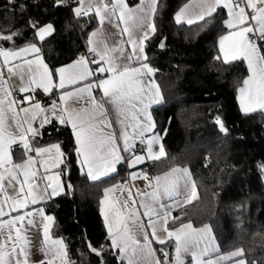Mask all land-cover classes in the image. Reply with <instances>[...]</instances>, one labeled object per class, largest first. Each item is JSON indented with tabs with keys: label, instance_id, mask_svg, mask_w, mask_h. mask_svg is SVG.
<instances>
[{
	"label": "snow or ice",
	"instance_id": "snow-or-ice-1",
	"mask_svg": "<svg viewBox=\"0 0 264 264\" xmlns=\"http://www.w3.org/2000/svg\"><path fill=\"white\" fill-rule=\"evenodd\" d=\"M9 3H13V0H9ZM77 3L80 5L75 8L77 17L88 15L94 9L101 25L107 22L119 29V35L127 34V44L132 46V53L126 52L124 41L116 42L103 27L93 31L89 36L88 44L91 46L89 51L93 54L91 61L82 55L74 63L55 70L49 69L44 63L40 56L41 49L34 42L18 50L15 48L5 50L0 47L3 64L8 65L7 80L0 68V264H33L30 261L31 240L28 231L36 227V216L41 217L45 245L41 250L47 259L34 264H54L57 259L60 264H70L63 240L50 237L54 217L45 215L43 209L35 213L23 211L21 214V210L28 209L30 204L34 205L41 200L61 195L65 187L61 179L63 169H60L66 162L65 153L58 142L46 147H33L40 135L39 128L55 121L70 124L75 138L74 151L80 158L81 166L87 167V175L92 180H99L115 172L116 165L123 160L117 145L116 133L106 131L112 127V122L107 119L105 103L112 106L116 122L125 129L131 126L134 129V136L141 140L145 132L156 127L149 108L152 103H159L161 97L158 87L146 80L155 69L146 62L144 42L149 38L150 32L152 34L156 32L152 17L157 11L158 0H140L136 7H130L126 0H77ZM219 7L228 10L230 18L225 23L231 30L219 39L223 62L228 64L238 60L246 61L250 73L239 88L240 107L245 113L264 110V0H191L190 4H186L177 13L175 19L177 23L185 19L189 24L196 23L205 20V17H212ZM246 9L250 10L251 14ZM30 25L36 30L34 36L40 41H44L45 37L54 31L52 24L40 26L38 22L30 21ZM18 35L20 33L15 32L0 36V39L11 40L13 36ZM160 47H164V44L161 43ZM31 53L36 54L34 59H23ZM133 55L140 66H133L131 63ZM216 58L221 59L220 56ZM21 59L22 63H11ZM90 63L95 65L96 73H108L109 78L97 76L96 82H90L75 91L64 92L60 96L62 107L53 101L49 108L36 100L35 94L38 90L51 94L55 88L64 90L67 85H78L82 81H88L94 75ZM13 77L17 78L18 84L9 82ZM94 87L102 90L103 97L106 98L103 102L98 103L93 96ZM153 88H156L155 93ZM13 92L27 95L18 101ZM85 95L90 101V107L77 109L69 105L70 100L75 98L78 101L85 98ZM25 103L28 106H23ZM37 119L40 120L39 128L34 127ZM217 123L221 130H225L222 121L217 119ZM137 129L138 131H135ZM120 139L123 140L125 152L134 148V138H130L127 131L121 132ZM159 139L158 135H154L148 140V159L160 160L166 155L162 144L158 153L153 151L152 146ZM13 145H19L22 149L20 162L13 160ZM144 162L143 155H136L131 166ZM41 167L44 169V175L39 174ZM261 167L264 170V165ZM53 168L60 170L47 175ZM136 178L134 174L133 179ZM142 178L148 180L147 174H143ZM154 180L155 185L151 182L148 185L154 187V191L140 193L137 190V195L141 196L139 208L144 209L143 215L149 219L148 228L151 229L152 239L159 244L174 239V264H184V254H190L195 264H217L211 259H202L208 254L214 241L209 225L195 228L192 223H182L174 230H170L168 228L170 212L156 210L165 208L161 202L163 198L171 199L180 195L182 180L187 187L191 182L188 170L174 167L171 171L154 177ZM41 181H46L43 187ZM115 190L106 189L104 200L101 201L102 204L108 205L107 209H102V213L112 247L118 249L122 254L121 258H126L128 264H170L169 253L163 249L161 250L163 261L155 257L149 233L139 218L137 201L131 190H128V196L124 200L109 204V195ZM145 196L149 200H145ZM194 198L196 188L192 183L191 193L185 202L190 203ZM12 212L18 214L12 216ZM5 216L9 218L4 219ZM176 219L179 218L174 217L173 221ZM157 222L160 223V231L165 233L164 236L158 234ZM138 234L142 236V240ZM89 247L96 255L101 254L90 244ZM242 255L241 249L231 252L222 259ZM149 257L152 259L149 260ZM238 264H245V261L240 260Z\"/></svg>",
	"mask_w": 264,
	"mask_h": 264
},
{
	"label": "trees",
	"instance_id": "trees-1",
	"mask_svg": "<svg viewBox=\"0 0 264 264\" xmlns=\"http://www.w3.org/2000/svg\"><path fill=\"white\" fill-rule=\"evenodd\" d=\"M8 1L0 0V36L20 35L0 39V46L13 49L35 42L52 70L82 54V41L96 25L91 15L74 21L77 0H69L70 6L63 0H35L3 8ZM187 1L158 0L156 32L144 43L146 62L155 69L162 96L151 108L154 131L166 153L154 160L149 173L187 166L195 182L197 198L173 211L170 230L187 221L207 224L221 252L240 248L245 264H264V113H242L238 107L237 88L247 74L244 62L225 64L216 58L225 9L219 7L212 17L196 23L175 22L174 13ZM126 2L132 6L138 0ZM30 21L51 23L54 31L40 41ZM36 140L37 145L58 142L65 153L60 168L64 191L44 208L54 217L51 234L64 240L70 264H125L111 245L99 211L103 189L124 176L122 164L117 173L90 180L79 165L70 127L59 121L41 128ZM18 150H13L15 159ZM89 244L101 254L93 253ZM174 244L171 239L156 245L159 252L169 253L170 264Z\"/></svg>",
	"mask_w": 264,
	"mask_h": 264
},
{
	"label": "crops",
	"instance_id": "crops-1",
	"mask_svg": "<svg viewBox=\"0 0 264 264\" xmlns=\"http://www.w3.org/2000/svg\"><path fill=\"white\" fill-rule=\"evenodd\" d=\"M190 3H191V0H188L187 2H185V3H184V4H183V5H182V6H181V7H180V8L174 13V15H173V19H174L175 22H176L175 17H176V15H177V13H178V12H179V11H180V10L186 5V4H190ZM139 4H140V0H138L137 4L132 5V6L129 5V6H130V7H136V6H138ZM79 6H80V5L78 4L77 7H79ZM224 9H225V8H224ZM246 11H248L249 14H251V13H250V10L246 9ZM225 12H226V17H225V20H224V31L222 32V34H221V35L218 37V39H217V46H218V51H219V55H220L221 59H223V57H222V54L220 53L219 39H220L221 36H223V35H227V34L229 33V31H231V30L227 27V25H226V23H225V22L230 18V17L228 16V10L225 9ZM88 15H91L92 17H94V18L96 19V25H95V26L89 31V33H88V35H87V37H86L85 42L82 41V43L84 44V47L87 48V52H88V53L78 55V56H77L76 58H74L73 60H71V61H69V62H67V63L61 64V65L57 66L55 69H59V68H61V67H64V66H67V65H70V64L74 63V62H75L80 56H82V55L85 56L89 61H91V60H92L91 57L93 56V54L89 51V48H90L91 46L88 44V39H89L90 34H91L93 31H96V30L100 29L101 27H103L104 30H105L106 32L110 33V34L112 35V39L115 40L116 42L119 43L120 41H124V42H125V43H124V47H125L126 52L129 53V54L132 53V46H131L130 44H127V34L119 35V34H118V33H119V29L116 28V27H114V26H112V25H109L107 22H106L104 25H101V24L99 23V17L95 16V11H94V9H93V11L90 12ZM88 15H83V16H88ZM113 20L115 21V18H113ZM152 22H153V17H152ZM181 23L189 24V23H187V20H186V19H185L184 21H182ZM47 24H51V23H45V24H43V25H41V26H46ZM121 27H122V25H121ZM35 31H36V30H35ZM151 34H152V33L150 32L149 36H150ZM48 36H49V35H48ZM46 37H47V36H46ZM35 38L39 40L38 37H35ZM29 43H30V42H29ZM34 43H35V42H34ZM144 43H145V42H144ZM27 44H28V43H26V44H24V45H22V46H20V47H17V48H15V49L18 50L19 48L24 47V46H26ZM0 47H1V46H0ZM2 48L5 49V50H9V49H10V48H7V47H2ZM13 49H14V48H13ZM144 52H145V47H144ZM145 54H146V53H145ZM35 56H36V54L31 53V54H28L27 56H25L23 59H34ZM40 56H41V54H40ZM41 57H42V56H41ZM42 58H43V57H42ZM97 59H98V58H97ZM43 61H44L45 64H47V62H46L44 59H43ZM242 61H243V60H242ZM22 62H23V60L21 59V60H14V61H12L11 63H12V64H19V63H22ZM243 62H244V64H245V66H246V70H247V74H246V76H245V78H244V79H246L250 73L248 72V69H247V62H246V61H243ZM131 63L133 64V66H137V67L140 66L139 63H137L136 58H135L134 55H133V60L131 61ZM47 65H48V64H47ZM48 67H49V69H51L49 65H48ZM90 67L93 69L94 75H93L92 77H90L88 81H82V82H80L78 85H67L66 88H65L64 90H60L59 88H55V89H53V92H52L50 95H52V96L54 97V100L49 101V102H41L42 106H47V107L50 108L51 105H52V103H53V101H55V102L57 103L58 106H61V107H62L63 104H62V102L60 101V96H61L64 92H66V91H69V92H70V91H75L76 89H78V88H80V87H84L86 84H88V83H90V82H96L97 76H99L100 78H109L110 74H108V73H105V74H99V73H96V72H95V65H94V64H91V63H90ZM0 68H2L3 73H4V78L7 80V79H8V72H7L8 65H4V64H3V57H0ZM244 79H243V80H244ZM146 80H147V82H149L150 84H155V85L158 87V84H157V82L155 81V78H154V75H153V74L150 75V76H148V77H146ZM57 81H58V78H57ZM9 82H10V83H17V84L19 83L16 77H13L12 80L9 81ZM241 86H242V84L237 88L236 99H237V104H238V107H239L240 111H241L242 113H245V112L241 109V107H240V101H239V95H240V93H239V88H240ZM158 90H159V94H160V97H161V99H160V102H161V101H162V96H161V92H160L159 87H158ZM155 91H156V88H153V93H155ZM92 94H93V96L95 97V99L97 98V96L99 97V100H97L98 103L103 102V101L106 99V98L103 97V92H102V90H100V89H98V88H95V87H94L93 90H92ZM24 95H27V94H25V93H19V92H13V96H14L18 101H19V100H22V98H23ZM160 102H159V103H160ZM68 103H69V105H70L72 108H77V109H78V108H81V107H90V106H91V105H90V101H88L86 95H85V98H83V99H79V100L77 101V100L74 98L73 100H70ZM159 103H152V104H151V106H150V108H149V112H150L151 116H152L151 108H152L153 106L159 104ZM23 106H28V104L25 103ZM104 106H105V109L107 110V119H108L109 121L112 122V127H111L110 129H106V131H114V132L116 133V135H117V145H118V148H119L120 154H121V156L123 157V160H122L120 163H118V164L116 165V171H115V172H111V173H109L107 176H109V175H113V174L117 173V170H118V168H119V166H120L121 164H122V166L126 164V165H127L129 168H131V169H135V168H137L138 166H140V165L143 164V163H138V164H136L134 167L131 166V164H132V160H133L134 156H136V155H143V156L145 157V162H146V160L148 159V158H147V152H148V149H147L145 152H142V153H136V152L134 151V148H132V149H131L130 151H128V152H125V151L123 150V148H124L123 140L120 139L121 132H122V131H127V133L129 134L130 138H134V144H135V141H136L137 139H139V137L134 136V129H133L131 126H128V127L125 129V128H122V126H121L119 123L116 122L115 113H114V111L112 110V106H111L110 104L105 103ZM256 111H260V112L264 113V110H256ZM22 115H23V113H21V116H22ZM152 119H153V116H152ZM153 121H154V120H153ZM39 125H40V120L37 119V121H35V123H34V127L39 128ZM67 125L70 127L71 132H72V135H73V138H74V133H73V130H72V128H71V125H70V124H67ZM154 129H155V128H154ZM154 129H152V130L149 131V132H145L144 137L147 139V142H148V140H149L150 138H152L154 135H158V136H159V134H158L157 132H155ZM39 131L41 132V128H39ZM135 131H138V129L135 130ZM39 136H40V135H39ZM39 136H38V137H39ZM38 137H37V138H38ZM159 137H160V136H159ZM74 140H75V138H74ZM159 142H160L159 144H161L160 139H159ZM51 143H57V142H51ZM51 143H49V144H45V145H37V144H34L33 147H37V146H45V147H46V146H49ZM154 145H155V143H154L153 146H152V147H153V151L156 152V151L154 150V147H155ZM16 147H18V148L20 149V150L17 151V154H18L19 157H20L21 154H22V149L19 147V145H13V150H14V148H16ZM158 152H159V151H157V153H158ZM33 155H34V153H33ZM37 159H39V158H37ZM13 160H14L15 162H20L19 158H18V159H15V157H14V151H13ZM78 162H79V165H80V167H81L82 172H84V173L87 175V167H86V166H84V167L81 166V164H80V158H79V157H78ZM145 162H144V163H145ZM38 167H39V166H38ZM174 167H176V168H180V169H187V170H188V173H189V175H190V178H191V182L188 183L187 187H185V186H184V181L182 180V181H181V188H180V195L177 196V197L171 198V199H169V198H167V197L163 198L161 202L165 205V208H164V209H159V208L156 209L157 211H161V212H162V211H165V210H167L168 212H170V215H169V217H168V220L170 221V220L172 219V217H173V211H174L175 209H177V208H179V207H181V206L187 204V203L185 202V200H186V198H187V197L190 195V193H191V184H192V183L195 184V182H194V180H193V177H192V174H191V172H190V170H189V168H188L187 166H173V167H171V168H169V169H167V170H165V171H162V172H158V173H142V174H140V175H138V176L133 172V173L128 177V179H122V180H120V179L123 178L124 176H123V177H119L115 182H113L112 184L106 186V187L103 189L102 196H101V198H100L99 211H100V214H101V217H102V220H103V223H104V227H105L107 233H108V228H107V225L105 224V219H104V215H103V213H102V209H107V208H108V205H105V204H102V203H101V201L104 200V193H105V190H106V189H109V188H115V189H116L114 192H112V193L109 195V198H108V200H109V204H111V203H115L116 201H122V200H124V199L128 196V190H131L134 199L137 201L136 207L138 208L139 213H140V217H139V218H140V220L142 221V223L144 224V226H145V230L148 231V233H149V240H150V242H151V247H152V249L154 250L155 257H156L157 259H159V258H158V254L160 253V254L162 255V253L158 251L159 248H157V246H158V247H159V246L161 247L162 244L157 243V242H156L154 239H152V237H151V234H150V233H151V229L148 228V222H149V219H148L147 216H144V215H143L144 209H143V208H139V201H140V199H141V196H140V195H137V190H139L140 193H150V192L154 191V187H149V186H148V185H149V182H151L153 185H155L154 177H156V176H160V175H163L165 172H169V171H171V169L174 168ZM60 168H61V166H60ZM59 170H60V169H54V168H53V169H50V170L48 171L47 175L55 174V172H57V171H59ZM39 174H40V175H44V174H45V173H44V169H43L42 167L39 168ZM134 174H135V176L137 177L136 179H133V175H134ZM143 174H147V176H148V180H145V179L142 178V177H143ZM107 176H103V177H107ZM87 177H88L90 180H92L88 175H87ZM103 177H101V178H103ZM101 178H100V179H101ZM61 179H62V176H61ZM185 179H186V178H185ZM62 181H63V180H62ZM40 183H41V187H43V184L46 183V181H41ZM195 188H196V185H195ZM49 191H50V189H49ZM63 191H64V190H63ZM52 198H53V197H51V198H49V199L41 200L39 203L34 204V205L30 204V205L28 206V209L21 210V214H22L23 211H31V212L35 213L37 210L43 209V212L45 213V215H51V214H49V213L45 210V208H44V204H45L46 202H48L49 200H51ZM196 198H197V189H196ZM196 198H194V199H196ZM144 199H145V200H149V198H148L147 196H145ZM194 199H191V201H193ZM117 207H119V204H117ZM6 211H7V209H6ZM17 214H18L17 212H12V213H11L12 216L17 215ZM51 216H52V215H51ZM8 218H9L8 216H5V217H4V219H8ZM35 219H36V227H34V228H30L29 231H28V236H29V239L31 240V254H30V261L33 262V264H34V262H37V261H40V260H46V259H47V257L44 255V253H43L42 250H41L42 248L45 247V245H44L43 231H42V225L40 224L41 217L36 216ZM153 219L155 220L156 217H153ZM182 223H191V222L187 221V222H182ZM182 223H181V224H182ZM192 225H193V224H192ZM51 226H52V225H51ZM179 226H180V224L177 225V226H175V227H173L171 230H174L175 228H177V227H179ZM203 226H204V225H201V226H194V225H193V227H195V228H201V227H203ZM157 229H158V234H159V235H161V236H164V235H165V233H163L162 231H160V223H159V222H157ZM211 236L214 237V241L212 242V245H211L210 248H209V252H208V254H207L206 256L202 257V259H204V260L211 259V260H213V261H216L217 264H238V262H239L240 260H244V259L242 258V256L232 257L231 259H222L223 257L228 256L231 252L238 251V250H241V249H240V248H236V249L229 250V251H226V252H221V251H220V248H219V245H218V243H217V240H216V238H215V236H214L212 230H211ZM50 237H51L52 239H61V240H63L61 237L53 236V235L51 234V228H50ZM138 237L142 240V236H141V235L138 234ZM172 240L174 241V239H172ZM110 241H111V239H110ZM63 242H64V240H63ZM142 242H143V241H142ZM174 243H175V241H174ZM64 244H65V242H64ZM156 245H157V246H156ZM202 247H203V244H201V248H202ZM212 248H215L216 250H212ZM117 250H118V249H117ZM197 251H199V250H197ZM120 255H121V257H122V254H120ZM162 258H163V255H162V257H161V260H162ZM122 259L124 260L125 264H128V261H127L126 258H122ZM148 259L151 260L152 258L149 257ZM183 259H184V264H195V262L192 260V257H191L190 254H184ZM174 260H175V244H174V250H173V260H172L173 264H174ZM54 264H60L59 259L55 260V261H54Z\"/></svg>",
	"mask_w": 264,
	"mask_h": 264
},
{
	"label": "built area",
	"instance_id": "built-area-1",
	"mask_svg": "<svg viewBox=\"0 0 264 264\" xmlns=\"http://www.w3.org/2000/svg\"><path fill=\"white\" fill-rule=\"evenodd\" d=\"M35 0H13V3H9V1L3 6V8H9L12 7L15 4H19V5H24L25 3H32ZM63 3L69 5V0H63ZM83 16V15H82ZM76 15L73 16V19L75 21L76 19ZM82 54H86L87 52V48L84 47V44L82 43ZM91 59H93V56L91 57ZM35 98L36 100H39L40 102H49L54 100V97L50 94H45L43 93L42 90H38L35 94ZM96 100H99V97L97 96ZM148 149V142L147 139L145 137H143V139L141 140V138L137 139L135 141L134 144V151L136 153H142L145 152ZM154 164V160L152 159H147L145 163L141 164L140 166H138L135 169H131L129 168L126 164L123 165V169H124V177L121 178L122 179H128V177L134 172L137 176L142 174V173H149L153 167ZM162 255L159 253L158 254V258L161 260Z\"/></svg>",
	"mask_w": 264,
	"mask_h": 264
},
{
	"label": "rangeland",
	"instance_id": "rangeland-1",
	"mask_svg": "<svg viewBox=\"0 0 264 264\" xmlns=\"http://www.w3.org/2000/svg\"><path fill=\"white\" fill-rule=\"evenodd\" d=\"M160 142L159 141H157L156 143H155V147H154V150L156 151V153H157V151H159V148H160V146H161V144H159ZM161 261H163V258H162V260Z\"/></svg>",
	"mask_w": 264,
	"mask_h": 264
}]
</instances>
